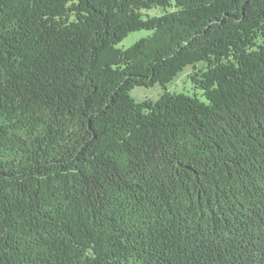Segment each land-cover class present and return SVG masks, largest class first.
Segmentation results:
<instances>
[{
    "label": "trees",
    "instance_id": "obj_1",
    "mask_svg": "<svg viewBox=\"0 0 264 264\" xmlns=\"http://www.w3.org/2000/svg\"><path fill=\"white\" fill-rule=\"evenodd\" d=\"M0 264H264V0H0Z\"/></svg>",
    "mask_w": 264,
    "mask_h": 264
},
{
    "label": "rangeland",
    "instance_id": "obj_2",
    "mask_svg": "<svg viewBox=\"0 0 264 264\" xmlns=\"http://www.w3.org/2000/svg\"><path fill=\"white\" fill-rule=\"evenodd\" d=\"M148 14L150 16H159L163 14V11L152 10L149 11ZM152 34L151 31H137L129 34L123 42L119 45V48L125 50L136 44L142 38H146ZM197 67H201V64L196 65ZM195 68L193 66H188L182 73L178 75L170 84H167L165 87L156 85L154 87H137L135 88L131 94L137 102H144V101H152L157 102L163 94L166 92L171 93H184L190 96L196 95L201 100H204L202 96V91L197 89L195 84L191 80V75L194 73Z\"/></svg>",
    "mask_w": 264,
    "mask_h": 264
}]
</instances>
